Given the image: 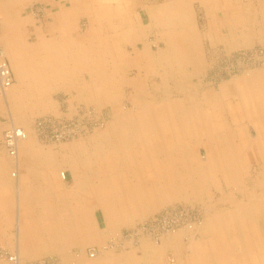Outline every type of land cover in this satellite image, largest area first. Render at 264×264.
Masks as SVG:
<instances>
[{"label": "bare ground", "instance_id": "obj_1", "mask_svg": "<svg viewBox=\"0 0 264 264\" xmlns=\"http://www.w3.org/2000/svg\"><path fill=\"white\" fill-rule=\"evenodd\" d=\"M191 1L192 0H165L162 4L148 10L146 24L142 23L139 17L136 18L134 16L135 19H137L135 20L130 14H126L128 25L122 29L117 26L116 44H112L115 38L111 39V37L106 34L102 35L99 30L101 28V21L99 18L103 19L102 23H104L108 29L115 28L109 18V6L107 4L105 6L104 3L102 4L103 6L100 5L99 0H90L91 6L96 7L98 4L96 9L101 7L104 14L99 15L98 13L97 15L92 14L90 16L92 21L91 36L89 39L85 38L81 39L82 41L77 40L75 42L76 53L72 55L73 59L70 65L69 61L65 59L64 54L57 55L56 58L52 57L51 60H43L38 52L37 45L29 47L25 54L19 52L16 43L14 45H5V48H3L5 54L9 56L11 66L17 78V81L6 91L3 97L5 98V104H2L14 111L12 116L13 123L17 122V118L20 120L21 115L17 112H22L23 105L26 106L29 104L28 108L34 110L35 104L33 100L35 98L44 103L45 108L43 111L48 110L45 104L47 103V87L43 85V81H46V79L51 76H55L62 84L66 82V77L71 76L70 89L72 88L78 97L84 95L87 98H93L98 101V99L100 100L103 96L102 99L104 98L107 103L112 104L113 102L118 104L122 100L124 92L121 90V85L128 84L132 88V104L130 111L126 112L127 115L119 117L115 127L110 130L109 137L104 138L105 141L101 139V144L100 142H95L92 151L82 146H77L79 144L77 143L74 151L76 155H74V153L73 156L64 152L62 153L63 159L65 161H71L70 163H72L73 166L80 165V163L86 164L88 169L85 168L84 171H82L83 169L79 171L80 167L78 169V171L81 172L80 174L87 175L90 173L91 175L93 171L101 176L98 183L93 185L94 183L90 180V177H78L80 174L76 177L75 175V184L71 193H121L117 196L112 194L108 195V199L103 198L102 195H97L98 199L96 198L97 201L95 204L103 208L106 202L110 206H115L116 202L117 204L121 203L127 206L132 202H144L148 200V209H152V205L156 201H153L152 197L158 194L155 193V190L158 191L160 189L157 187L158 184L157 186L155 184V176L164 180L162 190L166 193H163V197L167 200L166 202H169L171 198L172 200L176 198V194L182 189L183 181L185 183L191 181L193 174H198L199 170H201V165L212 162L210 161L214 157L212 152L216 153L215 157L219 163L220 169L218 168L217 170H220L221 173L225 170L224 176L226 180L227 178L229 180V176H227L228 173L230 174V180L232 179L231 176L235 177L237 175L235 180L237 179L238 181L237 166L240 164L237 165L235 161H239L238 158L241 155H239L240 151L238 147L240 145L235 141L237 130H233V126L226 123L227 120H225V118L227 117H224L223 113L215 115L214 123L211 122L212 120H208L207 117L204 116L205 110L208 109V105L206 104L208 102L211 103L212 107L218 108L219 111L224 109L225 104V108L228 110L227 112L230 113L232 120H235L236 126L239 124L238 121L241 122V119H248L253 127L255 135L253 138L251 135H246V145H250L252 148L255 144L258 145L260 143L258 147L262 150L264 149V68L262 70L249 71V73L242 78H233L228 81L230 84H227L228 82L223 83L217 92H202L201 94V91L195 86L188 85L192 76H198L200 74L198 70L205 68V65L207 66L201 48L200 36L197 32L198 29H196L195 26ZM199 1L210 9L212 0ZM15 2L16 0L13 1V3ZM76 7L77 0H71V10L77 19ZM96 9L91 11L97 13ZM223 20L227 22V24L230 23L229 18L224 17ZM145 28L147 30H153V28L157 29L159 37L163 39L164 47L157 51V53L152 52L151 45L144 41L146 38L145 36H147ZM232 30L233 28L229 27V32H233ZM227 35L228 34H226V36ZM247 35H249V32H247ZM247 35L242 39H246ZM16 39L18 40V38ZM86 39H88V41ZM137 40H142V47L133 50L132 54L126 51L127 48L121 47V41H126V43L129 42L135 45ZM44 62H46L45 65H47V70L45 71L43 69ZM127 64L137 69L134 75L129 76L125 73L124 67ZM82 71L87 72L91 81L88 83L87 87L86 85L81 87L78 83V78ZM144 73H152L160 77L163 88L162 98L156 95L157 90L156 92H150L146 89L147 76ZM228 95L237 96V100L232 106H229V103L225 102ZM21 124L22 126L14 124L9 126L21 127L26 133V137L18 141L16 156H10L6 152L7 155L13 159L10 174L14 178L13 181L15 180L17 182V185H15L16 188L14 189L17 193H47L46 190L51 188V186L42 182V180L44 181L42 175L46 177L45 180L51 178V172L54 173L57 171L60 162L59 160L45 162L47 161V155H42L40 153L41 146H38L39 144L35 141L33 136H31L29 128L24 125L25 123L21 121ZM237 128L241 132V127L237 126ZM165 131L167 136L163 135ZM33 132L37 136L36 132ZM244 132L245 134L250 133L248 129H245ZM193 140H196L197 143L203 140H206L207 143L212 142L208 146V151L210 152L209 158L208 156H202L205 161L203 159L201 160L202 162L199 161L194 154L188 156L186 151L187 144ZM126 143L133 145L132 151L128 153L123 151ZM1 144L3 149H5L3 133ZM261 144L263 146H261ZM85 153L88 154V157ZM83 154L85 155L84 161L86 162L82 161ZM123 157H126L132 167H135H133L131 174L127 172L128 176L141 175L142 171H140L141 168L139 167L145 166L148 168L147 173H150L149 179L143 177L137 178V176L121 179L119 176L124 173L119 171L117 178L113 180V184H110V179H107L106 175L105 162L101 164L100 169L96 167V170L91 171V169H89L90 161H92L90 159H105L106 161L111 158V161H114V158L120 160L123 159ZM164 160L168 163V172H163L162 176H160L162 167L158 170L157 163H161ZM229 161H231L232 167L227 165ZM87 162L89 164H87ZM155 168L158 171H155ZM1 170L2 169H0V184H3L2 181L4 178H2L3 173ZM153 171L156 173L155 176L152 175ZM60 177L61 179L63 178L61 173ZM173 181H176L177 187L173 186L172 188ZM263 182L264 179L258 178L256 186H259L255 187L252 192L246 194L247 201H233L234 208L231 209V211L220 212L214 209L215 211L211 212L209 208L212 205H207L206 208L208 210L205 209V214L203 213L205 218H203L202 222L191 231L193 232L192 234L199 230V227L204 221L216 223L229 221L235 223L239 228L244 227L243 225H252L256 223V216L258 213L262 214L264 217ZM21 183L27 184V188L21 189ZM89 183L90 186H87ZM199 184L201 183L199 182ZM171 190L173 192L172 194L167 193ZM193 191L198 192V190ZM199 194L200 193H193L192 196L194 199H199ZM183 195H185V197H183ZM178 196L186 199L188 198L186 193H179ZM92 207L94 206L91 205L90 207L89 205V208ZM103 211H105L107 219L112 214L109 210H105V206ZM132 219V217L127 216L125 219L122 218L120 220V217H115L114 215L109 222L114 223L115 225L113 226H118L130 222ZM103 232L93 233V237L90 241L101 242L103 237H105ZM180 232H182V230L175 234ZM95 260L96 259L93 261L97 262V264H108V261L102 262Z\"/></svg>", "mask_w": 264, "mask_h": 264}, {"label": "rangeland", "instance_id": "obj_2", "mask_svg": "<svg viewBox=\"0 0 264 264\" xmlns=\"http://www.w3.org/2000/svg\"><path fill=\"white\" fill-rule=\"evenodd\" d=\"M192 1H191V9L194 13L193 17L195 21V26H196V29H198L197 32L200 36L202 52L204 53L202 54L205 57L204 60L207 66L205 65L204 66L205 68H201L200 70H198V73H200L198 75L199 77L196 75H195L196 77L192 76V78L190 79L188 83L189 86L190 85L195 86L197 89H199V91H201V94L202 92L203 93L204 92H210V93L217 92L223 83L228 82L229 80L233 78L245 77L246 74L249 73V71L262 70L264 68V0H237V1L236 0H212L210 9L205 7V5L201 3V1L199 0H192ZM99 2H100V5L104 3L105 6L106 4L109 6V9H110L108 11L109 18L113 26H115L114 29H111V28L108 29L104 25V23H102L103 19L99 18V20L101 21L100 23L101 28L99 30L101 31L102 35L106 34L109 37H111V39L115 38L112 41V44H116L117 26H119L122 29L128 25L126 14H130L131 17L134 19L135 17L136 18L139 17L142 23L146 24L147 19H148L147 18L148 10L150 8H153V7L155 8L156 6L162 4L163 2H165V0H105V1L99 0ZM96 7L91 6L90 0H77V7H76V10H77L76 11L77 13V27H76L77 37L76 38L77 40L82 41L81 39H85V38L89 39V37L91 36L92 21H91L90 16L92 14L94 15H97L98 13L99 15L104 14V12H102L101 7L98 9H96ZM66 9L67 8H65V10ZM95 9L97 13L92 12ZM27 12L32 13V14H39L43 12V8L35 5V6H31L27 8ZM224 17L229 18L230 23L227 24V22H224L223 20ZM249 19H252V20H249ZM229 27L233 28L232 30L233 32L231 31L229 32ZM214 28H217V29H214ZM145 30H146L147 36H145L146 38L144 41L151 45L152 52L157 53V51H159L160 49L164 47L163 39L159 37L157 29L153 28V30L152 29L147 30L145 28ZM247 32H249V35H247ZM226 34H228L229 37L228 35L226 36ZM245 35H247V38L242 39ZM88 39L86 40L88 41ZM120 44L122 48H125V49L127 48L126 51L132 54L133 50L139 49L142 47V40H137L135 42V45L129 42L126 43V41L125 42L121 41ZM124 71L127 75L132 76L137 71V69L135 67L132 68V66L127 64L124 67ZM145 75L147 76L146 89L149 90L150 92H156L157 90L156 95L157 96L159 95L158 97L162 98L163 88L161 85L160 77L152 73H149V74L146 73ZM197 78H200V79H197ZM90 82L91 81H90V78L87 72L82 71L78 78L79 85H81V87L86 85L87 87L88 83ZM227 84H230V82H228ZM56 89L58 90L59 87L54 88V90ZM61 89H63V91L61 90V93L59 94L58 92H55L54 94H52V91L51 93L48 92L49 99L48 101L46 100L47 103H45L47 105L46 106V108L48 109L47 111H43V109L45 108L44 103L42 101H39V99H36V98L33 100L35 104L34 110L28 108L29 104L26 106L23 105L22 106L23 113L16 111L17 113H20L19 115H21L20 120L17 118L16 123H13V120H12L14 111L12 109L11 111L5 105H2V104H5L4 102L5 98H3L4 96H0V145L1 147H2L1 142H2L3 130L9 127L11 124L22 126L21 121H23L25 123L24 124L25 127L29 128L31 132V136H33L35 141L39 144L38 146H41L40 153L42 155H45V154L47 155V159H46L47 161L45 162L56 161V160H59L60 162L59 163L60 166L58 167L57 171L54 173L51 172V178L45 180L46 177L42 175V177L44 178L43 182L46 183V185L51 186V188L46 190L47 193H42L44 197L39 198V196L41 195L39 196L37 195L40 193H21V195L24 196V199L22 198L23 196L21 197V201L23 200L24 202L22 201V205L20 207L18 206V193L14 189L16 188L15 185H17V182L15 180L13 181L14 178L10 174L11 168L13 165V159H11V157L7 155L3 147L0 148V161H3L8 165L7 175H2L3 176L2 178H4L2 182L4 184L5 182L8 183V186L13 191L12 193V207H13V225H12L13 228L12 229L13 230H11V232L17 235V230H16L17 217L19 216V214H21L19 213V207L20 209L24 207L26 210H30V211L34 207L41 208L40 214H35V213L30 212L29 214L25 215L22 213L23 214L22 217L24 218L23 220L25 222L27 221V218H29L30 222H32L35 220L34 219L35 217L38 216L39 218H41V216L43 217L46 214V215H50V217L54 219H56V217L60 218L61 216L63 220H65L66 217H69L70 221L72 220V223L73 221H75L76 215L79 214L77 212L78 209L81 208L85 211V215L89 217L88 219H91L93 221L91 223L93 226L92 227L93 229L88 231V234L90 233L95 234L100 231L101 232L104 231L103 233L105 237H103L101 242L94 241L90 243L85 242L84 244H78V245L71 244L70 241L72 239V236H70V240L63 238V239H57V240L52 241V246L54 247V250H46V251L59 253L63 255L61 264H88L90 262H92L93 264H97V262L93 261L94 259H96L95 261L99 260L103 262L105 260H109V258L111 257L116 258L117 253L123 250V249L118 248L115 245L118 242V239H120V237L122 236L123 232L126 229L137 224L144 217L146 216L148 217L158 212L164 206L166 207V206H171V205H183V204L195 206L201 211L202 220L203 218H205L204 217L205 209H207L206 208L207 205H210V204L212 205L211 206L212 208L211 207L209 208V211L211 212H214L215 210H219L220 212L231 211V209L234 208L233 201L241 200V201L246 202L247 201L246 194L248 192H252L255 187L259 186V185L256 186L257 179L258 178L264 179V149L262 150L261 148L258 147L260 143L259 144L257 143L258 145L255 144L252 148L250 147V145L249 146L246 145L247 144L246 139H245V137H247L246 135H249V136L251 135L252 138L255 135L253 131V127L251 126V123L249 122V120L241 119V122L238 121L239 124H237V126L241 127V132H240L235 124L236 123L235 120L234 119L232 120L230 113L227 112L228 110L225 108V104H224V109L219 111L218 108L212 107L211 103L208 102L206 103L208 105V109L205 110V114H204V116H206L208 120H212L211 122L214 123L215 115L223 113L224 117H227L225 118V120H227L226 123L233 126V130L235 131L237 130L235 141L236 143L240 145L238 147L240 151L239 155H241L238 158L239 161H235L237 165L240 164L239 166H237L238 167V181L237 179L235 180V177L237 175L235 177L231 176L232 179L230 180V174L228 173L227 176H229V180L228 178L226 180L224 176L225 170L222 171L223 174L221 172H220V175L216 174L217 176L215 175V173H217L218 171H216L214 172V175L211 174V177H210L211 180L209 182H206L207 184L205 188L204 189L202 188L201 191L199 190L198 192L193 191L194 184L192 181H188L186 183L183 181L182 189L180 190L179 193H186V196H188V198L187 199L183 198L185 197V195H183V197L178 196L179 193L175 192V193H178L176 194V198L173 200L171 198L169 202H166L167 200H165L163 197V193L165 194L166 192L162 190L164 180H162L160 177H156L155 176L156 173H154L153 171L152 175H154L156 178L155 184L156 186L158 184L157 187H159L160 189L158 191L155 190V193L156 194L158 193V194L155 197L154 196L152 197L153 201L158 200L157 202L155 201L153 203L152 209L151 208L148 209V205H149L148 200H145L144 202L143 201L141 202L137 201L135 203L132 202L130 205H127V206L121 203L117 204V202L115 203V206H110L106 202V204L104 205L105 210L107 209L109 210V212L112 213L110 217L107 219L105 211H103L104 206L102 208L95 204V202L98 199L97 195L99 196L102 195L103 198L108 199V195L112 194V195L117 196L118 194L120 195L121 193H71L72 188H74V184H75L74 182L75 175L77 177V175L81 173L79 172L81 171V169H83L82 171H84L85 168L86 169L88 168L86 167V164L84 163L82 164L80 163V165L73 166L72 163H70L71 161H65L63 159L62 153L64 152V153H67L73 156V153L75 151V146L77 145V143H79L77 146H80V147L82 146L84 148H87V150L92 151L93 144L95 142H100L101 144V139L105 141L104 138L109 137L110 130L115 127L119 117L127 115L126 112L130 111L131 104H132L131 103L132 88L128 84H123V86L121 85V90L124 93L122 96V100L118 104L115 102H113V104L107 103L104 100V98L102 99L103 96L101 97L100 100L98 99V101L94 100L93 98H87L86 96L81 95V94L79 98L76 95L75 91L72 88L70 89V86H65V87H62ZM69 90L73 91L70 94V96L68 95V93L66 94L65 92V91L68 92ZM52 95L54 96L55 99L60 98L59 99L60 103H57L56 101L51 102ZM236 100H237V96L234 97L232 95H228V98H226L225 102L229 103V106L230 105L232 106V104H234ZM42 117H49L50 119L54 120L57 123L59 121H63L62 123H66V124L75 123V120L78 118L81 121V125L85 127V130H83L82 133L70 139H62L60 141L49 140L48 138L43 137L42 134H39V132H37L35 128L34 123H36V121H38L39 118H42ZM245 129H248L250 133L245 134L244 132ZM32 130L36 132L38 137L34 134ZM163 135H166V131L164 132ZM206 143H207L206 140H203L198 143L196 142V140L188 142L187 150H186L188 156H190L191 154L192 155L194 154L196 155V158H198L199 161L203 159L202 156H205V157L208 156L209 158L210 152L208 151V146L212 142L210 143L208 142L207 144ZM263 145L261 144V146ZM132 148H133V145L126 143V146L123 148V151L125 153H128L132 151ZM85 154L88 157V154L87 153ZM111 154H112V149H111ZM74 155H76V153H74ZM212 155L215 157L216 153L212 152ZM214 157L212 159V162L216 164L217 158L216 157L214 158ZM84 158H85V155L83 154L82 161H84ZM90 160H92L90 161V166H89V169H91V171L96 170L95 167L97 169L98 168L100 169L101 164L105 162L106 175H107V179L108 178L110 179V184H113L114 182L113 180L117 178L118 176L117 174L119 171L124 173L122 175L120 174L119 178L121 179L123 178L126 179L129 177L133 178L134 176H137V178L143 177L145 179L147 178L149 179L150 177L149 176L150 173H147L148 168L145 166L139 167L141 168L140 171H142L141 175L137 174L134 176L133 175L128 176V173L131 174V171L134 166L132 167L131 163L126 157H123V159H120V160L117 158H114V161L113 160L111 161V158L107 159L106 161L105 159H96V160L90 159ZM203 160L205 161V159ZM87 164L89 163L87 162ZM157 164H158L157 165L158 170L162 167L161 169L162 172L160 176H162L163 172H166V173L168 172V163L166 162V160L162 161L161 163L159 162ZM79 168L80 170L78 171ZM212 168L213 167H211L210 169ZM218 168H219L218 166L214 167V170H217ZM157 169L155 171H158ZM61 172L65 173V178L61 179L60 177ZM79 176L80 177H90V180H92L94 183L93 185H96L98 183V180L101 179V176L99 174H96L93 171L91 172V175L90 173H88L87 175L80 174L78 175V177ZM20 185H21L20 186L21 189L27 188V184L21 183ZM176 185H177L176 181H173L172 188L173 186L177 187ZM87 186H90V183ZM167 193L172 194L173 192L171 190L170 192H167ZM193 193H200L199 194L200 197L198 196L199 199H194L192 196ZM41 199L44 202V205L43 204L41 205ZM89 205L90 207L91 205L94 207L89 208ZM114 215L115 217L116 216L120 217V220L122 218L125 219V217L127 216L132 217L133 219L130 222H127L126 224L113 226L115 224L109 221L112 220V217H114ZM256 219H257V222L259 223L264 222V217L260 213L257 214ZM20 221H21V217H20ZM73 225H77V226L80 225V227L83 225L82 226L83 228H81V231L77 233V240L84 241L89 238L91 239V237L93 236V234L91 236L86 235V231L84 227L85 222L84 224L82 223V225H81V222L77 224L73 223ZM184 233L186 234V236L187 235L190 236L192 234V233H188L185 231ZM28 239L29 237L28 235H26L22 240L19 239L18 241L16 239V236L13 237L12 235V237H10L9 243H11V246L14 247V250L17 246L19 247V251L23 259H34L37 257V255H40L41 253L38 252V254L34 256V254L32 253L33 251H31L32 247L28 248V245L26 244L28 242ZM4 245L5 244H0V247ZM40 245H42L41 246L42 248L45 247L44 244H39V246ZM89 248L97 249V252L94 257H91V258L88 257L87 250ZM41 251H42V254L47 253L46 251L45 252L43 250ZM64 255H65V258H64ZM45 258L48 259L50 257H45ZM1 263L10 264L5 259L0 258V264Z\"/></svg>", "mask_w": 264, "mask_h": 264}, {"label": "crops", "instance_id": "obj_3", "mask_svg": "<svg viewBox=\"0 0 264 264\" xmlns=\"http://www.w3.org/2000/svg\"><path fill=\"white\" fill-rule=\"evenodd\" d=\"M13 1L15 0H0V46L5 48V45H14L16 43L19 52L25 54L29 47L37 45L38 52L43 60H51L52 57L56 58L57 55L64 54L70 65L73 59L72 55L76 53L75 42L77 41V19L71 10V0H16L15 3ZM35 5L43 8V12L39 14L28 13L27 8ZM65 8L67 9L65 10ZM6 56L11 66L9 56ZM45 64L46 62L43 64L44 71L47 70V65ZM11 69L14 84L17 78L12 66ZM70 77H66V82L63 84L55 76L43 81V85L47 87V101L49 99L48 92L51 93L52 91V94L58 92L59 94L61 90L63 91L62 87L71 85ZM55 87H59V89L54 90ZM65 92L70 96L73 91ZM59 99H55L52 95L51 102L60 103ZM216 165L219 167L218 162L216 164L210 162L209 164L201 165V170H199L198 174H193L191 181L194 184V190L204 189L206 182L211 180V174L214 175V172L218 171L215 175H220V170H214V167H217ZM227 165H232L231 161ZM209 167H213L212 170H209ZM0 169H2V175H7V164L5 162L0 161ZM12 193L13 191L8 186V183L0 184V244H5L4 246L11 253L17 251L20 258H22L19 247L17 246L14 250L9 240L12 235L13 237L16 236L18 241L28 235L29 239L26 243L28 248L32 247L33 250L31 249V251H33L34 256L38 252L41 254L34 259L22 258L23 261L34 263L44 259L53 264H61L63 255L46 251L54 250L52 241L63 238L70 240V236H72L71 244L78 245L91 242L90 238L84 241H77V233L83 228L82 223L84 224V222L86 235L91 236L93 234H88V231L93 229L91 224L93 221L88 219L89 217L85 215L83 209H78L77 212L79 214L77 213L78 215L73 221L74 224L81 222V227L80 225H73L69 217H66L65 220L61 216L54 219L50 215L46 216V214L43 217L41 216V218L35 217L32 222L27 218L25 222L22 217L23 214L26 215L30 212L40 214L41 208L34 207L31 211L26 210L24 207L20 209L23 201H21L23 196L21 193H18L21 221L18 216L16 224L17 235H15V233L11 232L13 230ZM39 195L44 197L42 193L37 196ZM41 197L39 196V198ZM22 198L24 199V196ZM42 204L44 205V202L41 199ZM243 226L239 228L235 223L229 221L220 223L204 221L199 230L195 234H191L188 240L183 231L175 235H168L159 243H153L150 239L142 237L141 241L139 240L135 246L123 249L117 253L116 258L111 257L105 261H108V264H264V222ZM39 244H44L45 247L42 248V245L39 246ZM41 250L47 253L42 254ZM45 257L50 258L47 259ZM88 264L93 263L90 262Z\"/></svg>", "mask_w": 264, "mask_h": 264}, {"label": "built area", "instance_id": "obj_4", "mask_svg": "<svg viewBox=\"0 0 264 264\" xmlns=\"http://www.w3.org/2000/svg\"><path fill=\"white\" fill-rule=\"evenodd\" d=\"M13 82L14 78L11 66L3 47L0 46V96L6 94V91L13 85ZM79 121L77 118L75 123L66 124L62 123L63 121L57 123L49 117H42L34 124L37 132L42 134L43 137L53 141H60L62 139L73 138L85 130V127ZM25 137L26 133L21 127L13 126L4 129L3 143L6 152L10 156H16L18 141ZM61 176L65 178V173L61 172ZM201 222L202 213L195 206H166L126 229L115 245L120 249H126L129 246H135L142 237H148L153 242L159 243L165 236L174 235L180 230L193 233L191 231ZM186 238H189V236L187 235ZM96 252L97 249L89 248L87 255L91 258L95 256ZM0 258L5 259L10 264H53L44 259L34 263L25 262L20 258L17 251L11 253L3 246L0 247Z\"/></svg>", "mask_w": 264, "mask_h": 264}]
</instances>
